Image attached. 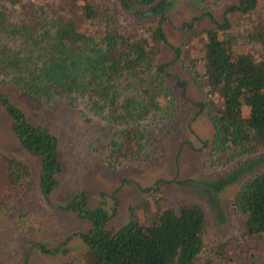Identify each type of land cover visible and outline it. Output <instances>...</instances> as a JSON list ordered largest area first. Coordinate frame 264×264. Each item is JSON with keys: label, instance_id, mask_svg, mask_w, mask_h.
Segmentation results:
<instances>
[{"label": "trees", "instance_id": "trees-1", "mask_svg": "<svg viewBox=\"0 0 264 264\" xmlns=\"http://www.w3.org/2000/svg\"><path fill=\"white\" fill-rule=\"evenodd\" d=\"M71 1L0 0V87L9 84L37 103L64 98L71 106L82 104L87 112L103 117L115 128L108 142L111 161L106 163L112 166L119 158L136 157L144 144L146 124L169 117L164 100L158 98V93L165 96V76L173 78V85L184 94L185 81L166 71L170 61L155 60L166 43L162 25L168 20V3L74 0L70 8ZM231 1L219 9V20L205 12L210 26L199 32L204 38L200 47L203 79L197 77L187 50L180 58L181 49L172 46L171 61H180L204 96V102L194 104L198 111H206L213 130L208 152L212 165L264 149V58L234 48L236 38L228 19L232 12L250 13L257 0ZM243 39L259 43L264 53L260 24L252 23ZM0 104L21 147L40 157L37 185L43 201L52 205L48 197L60 171L56 137L28 123L1 93ZM226 183L221 180L216 185ZM35 205L26 163L0 152V214L15 211L23 230L31 234L41 230L43 222ZM55 206L90 223L86 232L76 234L83 245L81 254L60 264H211L209 258L197 261L204 247L205 218L195 203H174L156 211L147 224L131 221L116 231L105 228L108 216L104 212L84 207L83 194ZM231 209L243 216L241 238L249 242L248 248L241 249L239 264H264V170L239 185ZM65 245V241L54 247L37 242L30 250L57 255ZM251 245L256 253H249ZM231 261L223 256L217 264Z\"/></svg>", "mask_w": 264, "mask_h": 264}, {"label": "rangeland", "instance_id": "rangeland-1", "mask_svg": "<svg viewBox=\"0 0 264 264\" xmlns=\"http://www.w3.org/2000/svg\"><path fill=\"white\" fill-rule=\"evenodd\" d=\"M72 1L70 8L74 5ZM165 1L168 20L162 27L166 43L160 46L155 60L156 63L170 61L166 71L183 79L186 87L182 94L181 89L173 85V78L165 76V96L161 98L158 93V98L164 100L163 109L170 115L158 124L145 125L144 144L136 157L119 158L108 166L106 163L112 157L108 142L115 128L103 117L87 112L82 104L74 107L64 98L37 103L13 91L9 84L0 87L5 100L22 111L28 123L56 137V156L60 164V171L55 175L56 185L48 197L51 205L43 201L37 185L40 157L21 147L10 128L11 119L0 104V152L26 163L34 186L35 208L43 221L41 230L29 234L23 230L15 211L2 212L0 264H60L77 258L83 245L76 234L86 232L90 223L73 211L61 210L55 205L65 204L78 194L84 195L86 209L97 208L108 216L105 228L111 231L131 221L147 224L156 211L174 203H195L201 207L205 218L204 247L197 261L209 258L211 264H217L226 256L233 264L242 262L241 249L248 248L249 242L241 238L243 216L231 209V200L244 180L264 170V149L234 157L224 164H210L208 152L213 130L206 111H198L199 106L194 104L204 102V96L180 61H171L172 46L181 49L180 58L187 50L198 71L197 77L203 79L200 47L204 38L199 32L210 26L205 12L219 20V9L225 2L230 4V0H218L216 5L205 0ZM228 19L236 38L234 48L247 50L256 59H263L260 44L248 43L243 35L254 22L264 28V0H257L250 13L232 12ZM190 22L192 27L186 28L184 24ZM221 180L227 183L217 186ZM187 181L200 182L209 189H201ZM64 241L63 253L57 255L30 250L37 242L54 247ZM251 247L253 250L249 253H256L254 245ZM251 261L255 263L253 258Z\"/></svg>", "mask_w": 264, "mask_h": 264}, {"label": "water", "instance_id": "water-1", "mask_svg": "<svg viewBox=\"0 0 264 264\" xmlns=\"http://www.w3.org/2000/svg\"><path fill=\"white\" fill-rule=\"evenodd\" d=\"M188 184H191L193 186L199 187L201 189H209V187H207L205 184H202L200 182H196V181H187Z\"/></svg>", "mask_w": 264, "mask_h": 264}]
</instances>
